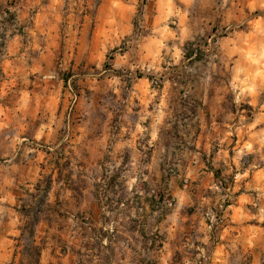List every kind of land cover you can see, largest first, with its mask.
Here are the masks:
<instances>
[{
    "label": "rangeland",
    "instance_id": "1",
    "mask_svg": "<svg viewBox=\"0 0 264 264\" xmlns=\"http://www.w3.org/2000/svg\"><path fill=\"white\" fill-rule=\"evenodd\" d=\"M264 264V0H0V264Z\"/></svg>",
    "mask_w": 264,
    "mask_h": 264
},
{
    "label": "trees",
    "instance_id": "2",
    "mask_svg": "<svg viewBox=\"0 0 264 264\" xmlns=\"http://www.w3.org/2000/svg\"><path fill=\"white\" fill-rule=\"evenodd\" d=\"M37 219L34 216H28L24 226L21 229L20 239L23 243L20 252V260L18 264H38L40 257V249L35 245L34 233Z\"/></svg>",
    "mask_w": 264,
    "mask_h": 264
}]
</instances>
